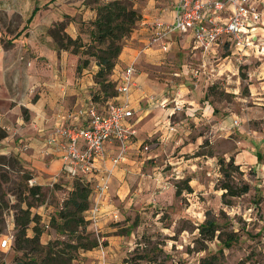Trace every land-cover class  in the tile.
<instances>
[{
	"label": "crops",
	"instance_id": "1",
	"mask_svg": "<svg viewBox=\"0 0 264 264\" xmlns=\"http://www.w3.org/2000/svg\"><path fill=\"white\" fill-rule=\"evenodd\" d=\"M84 1L0 0V14L5 13L7 16L5 28L0 29V130L6 135L0 140V154L16 155L32 171L35 183L42 186L49 185L62 168L61 154L58 151L50 147L49 155L41 153L44 140L60 124L58 115L78 108L86 109L90 105V92L95 88L92 75L95 68L91 67L82 74H77V57L59 49L52 33L56 25L65 20L67 24L64 33L75 39L80 33L81 21L95 17L94 11ZM15 15L25 21L19 29L11 22ZM158 20L173 23L171 0L152 1L142 7L141 19L134 32L124 41L111 76L112 79L119 80L122 71L131 63L134 64L135 87L130 90L133 117L126 121V125L134 130L135 135L129 141L125 157L115 166L110 176V193L106 203H102L95 222L90 220L88 229L101 233L104 242L82 253L88 257L89 264H113L122 254V250L128 247L129 242L125 240L127 238L114 234L115 226L107 222L116 220L120 214L111 201L125 202V207H130L132 203H136L138 197H142L137 190L131 191L132 195L127 196L132 186L130 181L139 180L140 185H151L156 190L161 188L169 183L167 178L171 174L170 171H163L166 162L172 167V175L189 173V185L193 188L195 177L190 170L194 166V152L188 158L185 154L193 149L197 151L203 145L204 137L197 131L208 126L212 130L211 134L219 137L227 125V121L217 114L202 91L203 82L209 85L220 78L224 71L220 65L214 68L211 66V71L200 75L198 81L203 82H193L192 87L188 82L177 79L178 72L174 74L177 77L175 81H161L145 68H158L167 58V52H162L157 47H149L151 25ZM261 35L263 34L259 38ZM177 36L184 38L182 42L186 39L189 41L195 56L201 54L199 50L193 49L192 33L171 35L168 50ZM226 43L229 41L223 37L215 48ZM248 55H254L253 50ZM190 69L188 67L185 71ZM141 75L149 87L161 92L159 98L138 83ZM158 108L167 112L166 117L158 116L155 122H151L150 128L147 123L143 126L138 124L135 119L138 113L139 118L144 119ZM208 110L211 112L207 113ZM84 122L83 120L82 126L85 125ZM155 127L158 130H153ZM191 133L195 134V138L185 141ZM144 145L148 146L146 152L142 151ZM116 151L115 144H106L105 159L98 162V170L93 174L95 178L102 176V169L111 165V157ZM167 153H173L174 156L170 157ZM163 155L167 158L164 159ZM196 158L199 155H195ZM161 165L163 166L160 167ZM171 198L172 189L169 184L156 193L154 201L159 205ZM51 207L48 205L47 208ZM44 209L45 207L37 206L33 211L42 213ZM87 215L89 218V210ZM125 223V226H130L128 221ZM28 233L31 234V229ZM49 238L50 235L43 234L41 240L45 243Z\"/></svg>",
	"mask_w": 264,
	"mask_h": 264
},
{
	"label": "rangeland",
	"instance_id": "2",
	"mask_svg": "<svg viewBox=\"0 0 264 264\" xmlns=\"http://www.w3.org/2000/svg\"><path fill=\"white\" fill-rule=\"evenodd\" d=\"M93 1L104 4L110 0H85L84 3L92 4ZM152 1L165 0H136L134 6L141 13L142 7ZM247 1L260 14L263 25L257 32L264 36V0ZM6 21V14H0V29L5 28ZM11 22L19 29L25 21L15 15ZM183 40V37H175L163 65L145 68L161 81H175L177 77L174 74L178 72L177 79L188 82L192 87L193 82H203L198 81L200 75L195 78L191 74L192 69L205 63V73L201 75H206L211 71V66L214 68L220 65L224 69L220 78L209 85L203 82L202 91L217 114L227 121V125L219 137L211 134L212 130L208 126L197 131L204 137L203 145L197 151L193 149L185 154L188 158L194 152V166L190 173L195 177V182H192L194 185L191 192L183 189L190 179L189 173L172 175L174 172L171 165L164 161L163 171L171 173L167 178L169 183L156 190V187H145L139 184V180L131 179L132 186L127 196L132 195L131 191L137 190L142 197H138L130 207H125V202L111 201L120 214L116 220H109L107 224L114 225V234L127 238L125 240L129 242L127 249L122 250L113 264H199L200 258L211 252L218 253L222 264H264V39L254 55L239 60L233 55L234 49L230 48L229 43L214 47L215 54L204 58L201 54L195 56L189 41L186 39L182 42ZM188 67L191 69L187 72L185 70ZM146 82L143 75L138 77V83L159 98L161 92L149 87ZM154 111L156 112L144 119H140L138 113L135 119L141 126L147 123L150 128L151 122H155L158 116L163 118L167 115L160 108ZM210 112L211 110L207 111ZM153 130L158 129L155 127ZM193 138L195 134L191 133L185 141ZM142 151L147 150L142 148ZM167 155L174 156L173 153ZM195 155H199V158L195 159ZM163 157L167 158L166 155ZM231 157L234 164L238 165V169L231 171V183L236 187L247 183L249 189L239 196L227 195L222 198L225 190L220 185L224 175L218 159L228 161ZM27 170L29 169L21 161L13 160L10 155L0 154V224L3 234L8 232L5 220L9 210L15 212L26 206V199L21 191L23 175ZM62 181L67 183L69 180ZM187 183L190 184L189 181ZM169 184L172 189L171 200L158 205L154 201L156 193ZM42 188L44 200H48L51 208H56L59 197L66 194V190L59 185H44ZM177 189H182L180 194H176ZM109 193L110 183L108 195ZM224 200L230 203L226 204ZM120 215L122 216L119 217ZM206 218L216 222L219 229L216 232L220 233L222 239L230 238L227 240L228 244L223 245L216 237L207 240L200 235L197 226ZM126 221L130 226H125ZM94 235L97 236L99 245L104 242L101 233ZM18 254L11 249L0 250V264H13ZM87 260L88 257L80 254L73 263L80 261L81 264H87Z\"/></svg>",
	"mask_w": 264,
	"mask_h": 264
},
{
	"label": "trees",
	"instance_id": "3",
	"mask_svg": "<svg viewBox=\"0 0 264 264\" xmlns=\"http://www.w3.org/2000/svg\"><path fill=\"white\" fill-rule=\"evenodd\" d=\"M134 1L136 0H110L104 4L94 1L92 4L86 3L94 11L95 17L81 21L80 33L75 39L64 33L67 24L65 20L58 23L52 31L58 48L77 57V74H82L91 67L95 68L92 74L95 88L90 92V105L100 115H106L108 106L118 103L119 80L112 79L111 76L124 41L134 32L136 24L141 19V13L135 8ZM83 120L86 122V117ZM5 137L2 131L0 140ZM10 156L13 160L20 161L16 155L10 154ZM218 163L224 175L220 185V188L225 190L222 198L246 193L249 189L247 183L239 187L231 183V171L238 169L234 159L231 157L226 161L224 158H219ZM60 176L66 177L69 181L63 182L62 177L53 185L63 187L66 194L62 198L59 197L56 208L48 209L50 204L47 199L44 200L42 185L37 183L29 185L28 181L33 178V173L30 169L24 173L21 193L26 199V206L12 212L14 230L9 249L19 253L13 264H74L73 261L80 254L98 247L97 236L88 229L91 221L87 211L93 197L91 183L78 173L73 177H68L64 173ZM187 181L183 189L191 192L192 188ZM181 190L177 189L176 194H180ZM224 202L230 203L228 200ZM37 206L45 207L42 213L33 211ZM197 228L200 235L207 240L216 237L223 245L228 244L227 240L229 241L230 238L226 240L221 238L220 233L216 232L219 229L214 220L206 218ZM29 229L31 234L28 233ZM2 232L3 227L0 224V237ZM43 234L50 235L45 243L41 240ZM217 254L211 252L201 257L199 264H222ZM76 264L81 262L78 261Z\"/></svg>",
	"mask_w": 264,
	"mask_h": 264
},
{
	"label": "built area",
	"instance_id": "4",
	"mask_svg": "<svg viewBox=\"0 0 264 264\" xmlns=\"http://www.w3.org/2000/svg\"><path fill=\"white\" fill-rule=\"evenodd\" d=\"M171 6L174 10L173 23L154 21L149 47L167 52L171 35L192 33L193 49L199 50L205 58L213 54L214 47L224 37L232 45L233 55L239 60L249 56L250 49L256 53L263 43L264 36L259 38L261 33L257 32L263 25L260 14L247 0H171ZM205 67L203 63L199 68L192 69V75L198 78L205 73ZM134 73L133 63L122 71L117 85L119 102L109 105L106 115H100L91 105L86 109L78 108L58 115L62 123L48 134L41 149L43 155H49L50 147L61 154L62 168L50 186L62 173L68 177L81 174L91 183L93 197L89 219L94 222L107 198L110 176L125 157L129 141L135 135L134 130L126 125V121L133 117L130 90L135 87ZM85 117L86 122L82 126ZM106 144H115L117 151L111 157V165L102 169L103 175L95 178L93 174L98 170V162L105 159ZM142 148L147 150L148 146ZM34 183L33 178L28 181L29 185ZM12 212L9 210L5 220L8 232L0 237L2 251L8 250L13 241Z\"/></svg>",
	"mask_w": 264,
	"mask_h": 264
}]
</instances>
